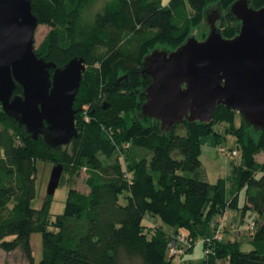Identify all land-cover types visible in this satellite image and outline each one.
<instances>
[{
    "label": "trees",
    "instance_id": "obj_1",
    "mask_svg": "<svg viewBox=\"0 0 264 264\" xmlns=\"http://www.w3.org/2000/svg\"><path fill=\"white\" fill-rule=\"evenodd\" d=\"M234 1L105 0L101 10L88 13L96 0H32L39 24L50 27L36 53L58 67L84 57L87 69L74 102L77 136L67 145L52 147L42 135L34 139L0 105V249H19L27 264H172L173 242L181 234L186 252L203 240V264H264V161L257 159L264 153V130L255 131L243 117L236 127L238 112L225 105L215 107L211 123L186 120L170 133L160 121L138 116L142 91L152 80L142 74L144 57L155 48H177L196 30L206 38L205 10L218 5L219 30L236 36L241 22L228 11ZM251 5L263 7L264 0ZM21 94L17 84L14 95ZM217 122L230 124L243 156L230 176L211 183L203 170L202 138L214 133L220 142ZM38 161L87 174L89 191L71 187L64 212L54 220L52 195L41 208L32 205ZM241 190L245 210L259 216L250 229V251H242L238 240L207 236L224 213L239 208ZM148 214L173 232L145 222ZM35 232L43 236L39 263L31 242Z\"/></svg>",
    "mask_w": 264,
    "mask_h": 264
},
{
    "label": "water",
    "instance_id": "obj_2",
    "mask_svg": "<svg viewBox=\"0 0 264 264\" xmlns=\"http://www.w3.org/2000/svg\"><path fill=\"white\" fill-rule=\"evenodd\" d=\"M228 11L241 22L236 36L227 38L219 30L218 5L205 10L206 38L191 35L173 50L155 48L144 57L142 74L152 80L142 91L146 99L139 117L160 121L170 133L186 120L211 123L215 107L225 105L255 131L264 130V6L236 0ZM39 25L32 0H0V105L34 139L42 135L58 147L77 136L74 102L87 68L84 57L62 67L40 57L35 46ZM17 84L21 95H14ZM63 170L61 164L53 168L48 195L55 194Z\"/></svg>",
    "mask_w": 264,
    "mask_h": 264
},
{
    "label": "rangeland",
    "instance_id": "obj_3",
    "mask_svg": "<svg viewBox=\"0 0 264 264\" xmlns=\"http://www.w3.org/2000/svg\"><path fill=\"white\" fill-rule=\"evenodd\" d=\"M105 0H96L92 8L88 9V13H95L102 9ZM169 0H164L167 3ZM50 31V27L44 24L38 26L35 34V46L38 47L43 41L45 35ZM195 36L198 35V30L193 33ZM103 97V98H102ZM99 98V101L103 102L106 100V96L103 95ZM100 103V102H99ZM90 108V104L87 106ZM241 114L237 113L235 126L239 127L241 125ZM230 124L226 122H217L214 125V129L221 135V140L218 142L217 136L212 133L202 138L203 152L201 160L203 163V170L205 172V177L211 183H216L220 177H227L232 174L234 165L242 164V149L238 145V140L235 135L230 133L228 129ZM224 147L228 152L233 150L238 151L236 156H231L224 154L220 151V148ZM257 159L260 162L264 161V153L257 155ZM57 165L54 161H38L37 167V195L34 198L32 205L35 208H41L44 204L45 199L49 196L47 193L48 183L53 168ZM87 174L85 170L80 172H72L69 170H64L61 178L59 187L57 188L55 194L53 195V200L51 203V219L54 220L58 214H61L65 210L69 190L74 187L82 192H88L89 187L86 183ZM126 192L121 195V202L126 203ZM246 195L245 190L240 191L239 195V208L231 209L227 212L226 219V229L222 231L221 237L225 239L238 240L241 244L242 251H250L253 246L251 244V225L254 224L259 216L252 209H246ZM158 220L159 225L164 226L167 229L171 227L164 224L161 219L154 218L149 214L145 218V222L148 224L155 223ZM178 240L183 247L176 243V248L181 251L172 258L173 264H203L205 257L204 242L199 239L194 245L190 252H186L188 245ZM209 238L216 237L217 231L210 228L207 232ZM8 240L13 239L12 236L7 238ZM31 242L34 251L35 263H39L43 257V236L41 232H35L32 234ZM174 244V242H173ZM184 256L185 262L181 261V256ZM188 260V261H187ZM0 264H27L22 252L18 249L12 252H6L0 249ZM219 264H230L229 260H222Z\"/></svg>",
    "mask_w": 264,
    "mask_h": 264
},
{
    "label": "built area",
    "instance_id": "obj_4",
    "mask_svg": "<svg viewBox=\"0 0 264 264\" xmlns=\"http://www.w3.org/2000/svg\"><path fill=\"white\" fill-rule=\"evenodd\" d=\"M220 151L222 153H224V154L231 155V156H236L237 153H238V151H236V150H233L232 152H228L224 147H221ZM226 219H227V213H224V215L220 219L219 227L217 229V236H216L217 238H220V239L222 238L221 237L222 229H223V226H224V224L226 222ZM250 229H254V224L251 225ZM179 239H180L181 242L186 243L188 245L187 240H186L184 235L179 236ZM180 252L181 251H178L177 248H176V242H174V245H173V247L171 249V255L176 256L177 254H180Z\"/></svg>",
    "mask_w": 264,
    "mask_h": 264
},
{
    "label": "crops",
    "instance_id": "obj_5",
    "mask_svg": "<svg viewBox=\"0 0 264 264\" xmlns=\"http://www.w3.org/2000/svg\"><path fill=\"white\" fill-rule=\"evenodd\" d=\"M202 152H203V147H202ZM151 224H152V225H159V222H158V220H157L154 224H153V223H151ZM169 230L173 232V229H172V228H170ZM178 245L181 246V247H183V244H181L179 241H178ZM181 261L183 262L184 259H181ZM172 264H173V260H172ZM181 264H182V263H181Z\"/></svg>",
    "mask_w": 264,
    "mask_h": 264
}]
</instances>
